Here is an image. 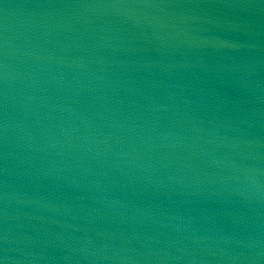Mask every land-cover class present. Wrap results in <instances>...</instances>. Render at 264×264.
Returning a JSON list of instances; mask_svg holds the SVG:
<instances>
[{"label":"water","instance_id":"obj_1","mask_svg":"<svg viewBox=\"0 0 264 264\" xmlns=\"http://www.w3.org/2000/svg\"><path fill=\"white\" fill-rule=\"evenodd\" d=\"M4 264H264V0H0Z\"/></svg>","mask_w":264,"mask_h":264},{"label":"snow or ice","instance_id":"obj_2","mask_svg":"<svg viewBox=\"0 0 264 264\" xmlns=\"http://www.w3.org/2000/svg\"><path fill=\"white\" fill-rule=\"evenodd\" d=\"M0 264H4V261L3 260H0Z\"/></svg>","mask_w":264,"mask_h":264}]
</instances>
